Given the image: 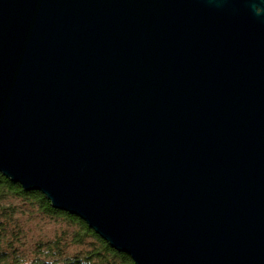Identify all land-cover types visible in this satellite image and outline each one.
<instances>
[{
	"label": "water",
	"instance_id": "1",
	"mask_svg": "<svg viewBox=\"0 0 264 264\" xmlns=\"http://www.w3.org/2000/svg\"><path fill=\"white\" fill-rule=\"evenodd\" d=\"M0 174L133 264H264V0H0Z\"/></svg>",
	"mask_w": 264,
	"mask_h": 264
},
{
	"label": "trees",
	"instance_id": "2",
	"mask_svg": "<svg viewBox=\"0 0 264 264\" xmlns=\"http://www.w3.org/2000/svg\"><path fill=\"white\" fill-rule=\"evenodd\" d=\"M13 198L19 201H10ZM34 215L50 218L57 226L52 237L39 238L26 255L14 243L28 230L21 218ZM0 264H133V260L78 216L51 206L41 191L24 190L0 174Z\"/></svg>",
	"mask_w": 264,
	"mask_h": 264
},
{
	"label": "rangeland",
	"instance_id": "3",
	"mask_svg": "<svg viewBox=\"0 0 264 264\" xmlns=\"http://www.w3.org/2000/svg\"><path fill=\"white\" fill-rule=\"evenodd\" d=\"M10 201L17 202L19 199L13 198ZM26 217L23 216L21 222L22 226L25 227L24 230H28L25 232V236H23L18 242H15L14 245L20 252L27 255L29 250L33 247V244L39 240V238L52 237L56 231L57 225L55 221L46 218L43 215H34V217L30 216L28 220Z\"/></svg>",
	"mask_w": 264,
	"mask_h": 264
}]
</instances>
